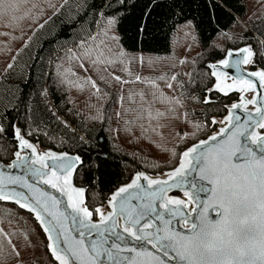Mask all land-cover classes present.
Returning <instances> with one entry per match:
<instances>
[{
  "label": "snow or ice",
  "instance_id": "6c2138e0",
  "mask_svg": "<svg viewBox=\"0 0 264 264\" xmlns=\"http://www.w3.org/2000/svg\"><path fill=\"white\" fill-rule=\"evenodd\" d=\"M199 2L211 21L216 19L214 11L224 9L229 0ZM70 3L75 6L74 12L66 10ZM194 3L197 0H0V19H9V27L14 26L11 21L30 18L37 30L47 29V43L60 61L55 64L54 84L86 90L89 100L106 102L108 98L119 105L113 117L99 104H89L96 109L89 119L118 125L116 129L109 127V134L115 132L119 136L123 131L136 140L149 141L160 137L156 142L160 148L166 139L161 132L167 127L163 121H181L188 129L176 130L174 146L161 148L168 153L163 163L131 154L135 164L148 170L168 171H160L153 178L146 171L137 170L129 182L115 184L111 180L113 173L108 171L113 166L110 152L120 153L115 143L109 144V152L100 151L94 141H107V137L93 136L94 129H87L84 134L64 119L50 103L47 87L38 93L44 98L42 111L38 105L33 106L32 93L23 98V93L17 94L19 85L5 88L0 83V160L6 152L12 157L9 163L0 165V202L32 215L45 237L42 243L48 264H264V69H259L258 63L264 61V32L258 37H241L244 46L240 48L221 47L214 42L215 37L208 41L206 48L224 54L223 59L205 64L211 70L209 76L215 78L211 87H201L202 82L192 73L144 76L134 72L135 66L155 70L164 58L133 54L123 43L125 37L133 47L149 42L155 31L150 29L149 20L161 6L170 13L166 23L184 17L177 31L198 27L185 14L184 6ZM258 3L264 9V0ZM138 7L139 16L127 30L133 34L127 36L122 26ZM46 10L52 15L39 23ZM56 20L60 21L58 29ZM86 24L93 26V30L85 29ZM172 27L176 28V23ZM64 32L84 35L75 48H65L61 43L66 40ZM215 32L225 41L236 43L218 24ZM184 35L187 38L191 33ZM178 62L189 63L186 58ZM49 63L54 61L49 58ZM249 65L258 70L245 71L243 66ZM175 66L173 61L170 67ZM17 67L9 62L5 72L0 73L3 81L15 77ZM224 69H231L234 74L229 77ZM178 75L188 76L193 93H207L203 97L187 96L208 106L205 112L197 114L185 107L187 89ZM229 78L231 84L226 83ZM159 82L173 93L177 87L183 90L179 96H169ZM20 83H26L23 76ZM245 91L252 92L253 98L241 95L239 102L230 106L211 95L222 93L227 97L230 92ZM248 105L258 106L253 112ZM214 108L226 111L227 115L222 119L209 116L207 113ZM49 119L72 133L68 138L72 142L71 152L37 153L31 140L40 135L55 138L48 131ZM214 127L217 130L209 134ZM201 134L206 138L201 139ZM128 142H132L131 138ZM126 155L120 154L124 164ZM121 162L115 166L121 168ZM10 169H21L23 174L16 175ZM193 173L195 177L190 180ZM119 174L123 175V171ZM74 178L81 181L79 186L73 183ZM41 185L55 190L59 196ZM109 185L114 186L108 195L102 196ZM173 191L182 192L186 199L170 196ZM190 204L195 205L190 210L196 213L195 219L186 212ZM212 212L216 213L215 219ZM13 235L0 227V264L10 260L24 264L21 250L11 239Z\"/></svg>",
  "mask_w": 264,
  "mask_h": 264
},
{
  "label": "trees",
  "instance_id": "16d2710c",
  "mask_svg": "<svg viewBox=\"0 0 264 264\" xmlns=\"http://www.w3.org/2000/svg\"><path fill=\"white\" fill-rule=\"evenodd\" d=\"M54 3H62V0H53ZM142 6V5H141ZM185 14L188 19L193 21V25L198 27L188 29L185 28L183 31H177L178 28L183 24L184 17H177L175 22L169 21L165 22L166 18L170 13L168 9L164 6H161L153 14V18L149 20V27L154 28L155 31L152 33V36L149 38V42L145 45H136L132 46V42L126 37L123 40L124 46L129 49V51L136 55H144L145 57L156 58L157 56L163 57L164 59L160 64L157 65L155 70L150 68H140L139 66L133 67L134 72H139L144 76H158L161 74H187L192 73L198 81H201V87L206 84L209 87L213 86L215 82L214 77L209 76L211 70L205 68V64L209 61H217L223 58L224 54L219 51H213L211 47H205L209 40L215 37L214 42L221 47L225 48H240L244 46L242 40L243 36H260L261 32H264V9L258 3V0H239V3L236 0H229L228 6L224 9H216L214 11V16L216 19L209 21L207 11L204 9L203 5L197 0V3L191 5V7L184 6ZM67 11H75V6L73 3H70ZM229 11L231 14L229 15ZM20 15V13H17ZM52 13L50 10H46V15L44 18L39 20V23H43L44 19H47L48 16H51ZM139 16V7L130 13V20L124 23L123 30L127 33V36H132V32L127 31L131 27L132 22L136 17ZM55 19V18H54ZM9 19H0V33H9V35H0V73H4L6 65L11 62L14 65H17V71L15 77L9 76L7 81H3V78L0 77V83H4L5 88L10 85H19L17 94L20 95L23 93V98H27L28 93H32L31 102L33 106H39L40 109L44 110V98L38 93L43 87H47L50 92L49 101L56 107L59 111V114L66 119L69 123H72L86 134L87 129H94L93 136L107 137V141L103 138L99 141H94L98 144V149L100 151L109 152V144L115 143L120 148V153L110 152L112 158V167L108 170L113 173L111 180L115 184L123 185L124 183L129 182V178L134 174L135 171H146L151 175H158L160 171H167L168 168L162 170H148L139 164H135L132 160L131 154L135 153L137 157H145L149 161H155L163 163L168 159V153L162 152L161 148L167 147L171 148L175 144L173 135L176 130L179 128H185L188 130L184 123L177 120L163 121L167 127L161 129L163 137L166 138L162 143L161 147L156 146V142L160 141V137H154L152 141L140 139L136 140L132 134H125L123 131L119 133V136H116L115 132L109 134L108 128L113 129L117 128L116 123H105L101 124L98 121H92L89 117L96 114L95 108H90L89 104L97 105L99 104L103 111L107 115L114 117V112L119 110V105L115 104L111 99L105 98V101H97L95 98L89 100V94L85 90L83 92L77 90L72 86H64L59 83H53L57 80L56 77V63H60L56 59V54L51 52L52 46L47 43L48 32L47 29L37 30V25L33 23L32 19H24L20 21H11L14 25L9 27ZM176 23V28L172 27V24ZM217 24L226 29L229 34L236 40V43L225 41L222 37L216 36V26ZM163 25V26H161ZM60 27V21H55V28ZM96 30L98 26H95ZM85 29L92 31L93 26L85 25ZM190 32L191 35L185 38L184 33ZM84 33H80L78 36L77 33L64 32L63 36L66 37V40L61 41L64 44L65 48H75L76 44L79 43V39L83 37ZM95 35V31H93ZM123 35V32H122ZM191 36H196L197 39L192 40ZM29 37L33 39L30 41ZM99 41H97L98 43ZM29 45V47H25ZM51 54V55H50ZM60 56H63V51H60ZM12 57H16L15 60ZM40 57V59H37ZM49 58L54 61V63H49ZM187 59L189 63L181 65L179 64L180 59ZM176 63L174 68L170 67L172 62ZM192 61H195L192 63ZM259 69H264V61H258ZM23 68L24 72H20L19 68ZM67 67V65H66ZM249 69L258 70L249 65ZM11 71V70H10ZM79 71V69H77ZM26 73V75H25ZM122 74V73H117ZM23 76L26 83H20V77ZM178 79L184 82V89H187L185 93L184 104L188 110H194L195 113L199 114L205 112L208 108L206 105H201L196 102L194 99H187L188 95H195L203 97L207 95L204 91H192V86L188 83L187 75H178ZM161 89L169 96L175 94L176 96L180 95V92L183 89L177 87L175 93L168 90L163 82H159ZM137 87H142L138 85ZM111 91H115L114 89ZM212 97L221 102L227 103L230 105L233 101L238 99V93H231L225 97L222 93H212ZM163 107L162 105H158ZM183 112L184 109H181ZM209 116L215 115L217 119H222L226 114V111H220L218 108H214L207 113ZM11 115V113H10ZM45 115L49 114L45 112ZM49 124L51 127L48 129L50 133L55 134L54 130L58 127L61 131L64 128L58 125L55 121L49 119ZM81 125L84 126L81 129ZM43 127V125L41 126ZM103 129V131H102ZM217 128H212L209 130L211 132L216 131ZM57 134V133H56ZM72 136V133L68 131L67 139ZM129 138L132 142L129 143ZM201 139H205L206 136L201 134ZM9 139L11 136L9 135ZM40 148H49L57 152L61 151H72V142L68 139L67 143L63 145L58 144L56 139L48 138L43 135H40L38 139L31 140ZM7 144V141L4 142ZM10 150L11 146H8ZM120 154H128L125 156L127 164H124L120 161ZM9 153H3V161L8 163L11 160ZM121 162V168H117L115 164ZM129 165L131 167H129ZM123 171V175L119 173ZM74 183L79 186L81 181L74 178ZM114 185H109L105 188L102 196L109 194L111 187ZM26 214L30 220L33 222L34 226L37 228L38 232L45 239L42 231L39 229L32 215L27 213L24 209H19ZM0 227H4L8 232H13L15 235L11 237L13 242L19 247L22 253V258L24 264H36L33 250L30 245L29 240L25 239L26 235L19 229L14 226L0 221ZM8 264H14L13 261H8Z\"/></svg>",
  "mask_w": 264,
  "mask_h": 264
},
{
  "label": "rangeland",
  "instance_id": "374dc122",
  "mask_svg": "<svg viewBox=\"0 0 264 264\" xmlns=\"http://www.w3.org/2000/svg\"><path fill=\"white\" fill-rule=\"evenodd\" d=\"M226 83L231 84L232 81L229 78ZM247 96L249 98L252 97V93H248ZM58 130V131H57ZM55 134L53 135L57 140L58 144H60L61 139L65 140L66 143L68 142L67 134L68 130L61 131L58 127L54 130ZM57 133V134H56ZM35 146V145H34ZM38 151H44V149L40 148L39 146H35ZM178 198H184L183 194H175ZM0 221H4L15 228L21 230L26 237L28 238L30 245L33 250V255L36 264H48V257L44 254V238L38 232L37 228L34 226L33 222L30 218L24 214L22 211L15 209L14 207L5 204L4 202H0ZM11 221V223H9Z\"/></svg>",
  "mask_w": 264,
  "mask_h": 264
},
{
  "label": "water",
  "instance_id": "95a60500",
  "mask_svg": "<svg viewBox=\"0 0 264 264\" xmlns=\"http://www.w3.org/2000/svg\"><path fill=\"white\" fill-rule=\"evenodd\" d=\"M223 58H224V56H223ZM223 58H221V59H223ZM220 60V59H219ZM218 61V60H217ZM244 67V70L245 71H255V70H251V69H249V66H243ZM224 71H228L229 72V77H231L234 73H233V70H231V69H224ZM215 83V82H214ZM214 85V84H213ZM231 93H238V99L236 100V101H233V102H239V97L241 96V95H243L246 99H252L253 98V93L252 92H248V91H245V92H230L229 94H231ZM248 93H252V97L251 98H249L248 96H247V94ZM231 105V104H230ZM229 105V106H230ZM258 105H248L247 107H248V109L250 110V111H255V107H257ZM225 115H227V112H226V114ZM224 115V116H225ZM223 116V117H224ZM222 117V118H223ZM33 143V142H32ZM35 146H37L35 143H33ZM38 147V146H37ZM42 149H44V151H38L37 150V152L38 153H40V154H42L43 152H45V151H48V150H51V151H54V150H52V149H49V148H42ZM27 151H29L30 152V150H27ZM55 152H57V151H55ZM59 153V152H58ZM10 162V161H9ZM8 162V163H9ZM3 164H7V163H5V162H3V161H0V165H3ZM9 171H12L14 174H16V175H21V174H23L22 173V170L21 169H10ZM168 171V170H167ZM148 174V173H147ZM149 176H151V177H153V178H155L157 175H151V174H148ZM159 175V174H158ZM193 177H195V173H193L192 174V177H189V179L191 180ZM196 179H197V181H198V177H196ZM199 182V181H198ZM73 183H74V179H73ZM203 183H207L206 181L205 182H203ZM75 184V183H74ZM41 187H44L47 191H51V192H53V194L54 195H57V196H59V194L58 193H55V190H53V189H51V188H48L47 186H44V185H41ZM182 194V192H180V191H173V192H171V193H169V195L170 196H172V197H175V198H178L175 194ZM61 199H64L63 197H60ZM201 198H205V196H204V194H201ZM193 207H195V205H192V204H190L189 206H188V209H186V212H188L190 215H191V217L193 218V219H195V215H196V213H194V212H191L190 210L193 208ZM211 216H212V218L213 219H215L216 218V213L215 212H212L211 213ZM178 229H179V225H177L176 226ZM181 231H183V229H180Z\"/></svg>",
  "mask_w": 264,
  "mask_h": 264
},
{
  "label": "bare ground",
  "instance_id": "6f19581e",
  "mask_svg": "<svg viewBox=\"0 0 264 264\" xmlns=\"http://www.w3.org/2000/svg\"><path fill=\"white\" fill-rule=\"evenodd\" d=\"M232 81V80H231ZM250 97V96H249ZM38 153V152H37ZM38 154H40V153H38Z\"/></svg>",
  "mask_w": 264,
  "mask_h": 264
}]
</instances>
